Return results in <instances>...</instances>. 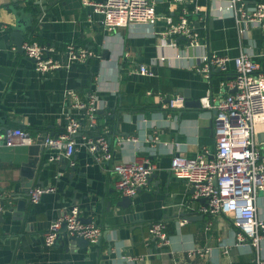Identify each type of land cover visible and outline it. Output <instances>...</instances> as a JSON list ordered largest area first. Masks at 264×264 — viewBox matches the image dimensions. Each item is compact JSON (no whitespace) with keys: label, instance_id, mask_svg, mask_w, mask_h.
<instances>
[{"label":"crops","instance_id":"0c3cea01","mask_svg":"<svg viewBox=\"0 0 264 264\" xmlns=\"http://www.w3.org/2000/svg\"><path fill=\"white\" fill-rule=\"evenodd\" d=\"M225 4L187 0L189 19L203 44L186 48L183 37L164 33L165 16L176 19L179 14L168 1L156 0L154 22L130 20L109 29L105 17L82 0H0V129L20 127L36 139L58 135L67 124L66 90H75L83 100L90 93L98 98L97 123L84 121L72 157L52 161L53 150L45 148L36 169L22 175L29 145L0 146V194L5 198L0 264H128L124 254L142 256L143 264H256L254 247L237 242L231 218L202 212L205 201L170 170L174 154L214 152V110L203 107L201 97L210 93L217 99L234 90L230 86L234 59L243 48L253 53L264 71V32L249 22L239 23ZM9 5L34 14L25 41L55 44L59 49L54 55L63 61L70 41L92 54L86 62L50 72L36 70L12 35L15 14ZM206 51L228 55V68L215 69L210 78L197 72L199 57ZM141 65L151 67L155 75L141 73ZM179 95L186 105L171 107L169 99ZM257 125L264 162V117ZM106 128L113 160L148 159L156 164L148 184L133 198V212L117 204L123 195L115 186L113 160H100L102 151H91L83 142V136L97 138ZM154 135L159 137L156 143L150 138ZM36 185H50L55 191L32 203L29 190ZM19 189H25L24 198L10 195ZM257 199V214L264 217L263 191ZM73 203L80 206L84 221L101 228L99 242L80 245L62 226L56 242L46 246L50 223ZM157 220L166 223L168 242L163 244L149 233ZM261 244L264 255V241ZM192 249L200 250L190 254Z\"/></svg>","mask_w":264,"mask_h":264},{"label":"built area","instance_id":"2783aa9c","mask_svg":"<svg viewBox=\"0 0 264 264\" xmlns=\"http://www.w3.org/2000/svg\"><path fill=\"white\" fill-rule=\"evenodd\" d=\"M171 8H178V18L165 16L167 23L164 33L175 34L185 39L186 48L196 47L203 42L198 31L189 19L190 10L187 0H164ZM212 1V0H211ZM230 15L241 22H249L264 32V1L249 4L247 0H223ZM156 0H82L84 5H90L97 13L105 17L109 29L124 25L127 21L146 19L152 22L157 19L155 13ZM196 10H200L197 7ZM243 31V29H242ZM58 47L52 43H41L27 40L23 43L25 54L32 59L36 70L50 72L67 67L72 62H86L92 51L75 41L66 44L67 61L57 58L54 54ZM181 55L182 53H178ZM165 57L162 56L163 60ZM231 58L217 51H206L199 57L196 71L207 78L215 69L226 70ZM235 76L230 82L234 92L215 99L210 93L201 97L203 107L214 110L213 126L216 136L215 150L199 152L194 157L174 154L170 170L176 177L187 181L194 187V195L205 197L201 210L208 214L224 213L231 218L236 226L238 243L247 242L256 251V264H264L261 254L264 241V217L257 214V198L264 191V162L261 161V145L257 141V122L264 117V71L260 69L258 60L253 58L251 51L243 48L234 59ZM139 71L143 74L155 75L151 67L141 65ZM65 97L68 111L66 112V129L58 135H46L43 143L53 152L50 160L61 157H72L77 148V134L82 130L85 120L95 125L98 120V98L90 93L85 100L73 90H66ZM171 107L181 108L186 105L184 96L169 99ZM108 129L101 132L97 138L83 136L84 143L91 151L101 150L100 160L112 161L113 154L107 138ZM156 143L157 135L150 136ZM36 138L26 130L16 127L0 129V146L30 145ZM128 139H136L130 137ZM156 164L148 159L125 160L111 163L115 186L119 193L135 196L141 187L148 184ZM55 191L50 185H36L29 190V200L32 203L40 201L42 195ZM3 199L0 194V212L3 210ZM66 224L70 236H82L90 243H98L102 231L94 222H86L81 217V209L77 203L71 204L58 215L45 232V245L51 246L60 234L63 224ZM150 236L160 244L168 242L166 223L157 220L149 227ZM200 249H192L190 254ZM204 254V251H201ZM128 264H143V257L124 254ZM235 264H245L244 262Z\"/></svg>","mask_w":264,"mask_h":264},{"label":"water","instance_id":"95a60500","mask_svg":"<svg viewBox=\"0 0 264 264\" xmlns=\"http://www.w3.org/2000/svg\"><path fill=\"white\" fill-rule=\"evenodd\" d=\"M7 8H10L13 11V13L15 14V22L12 25V29H13L12 35L15 37V42L17 43L19 49L23 50V43L26 39L25 38V31L33 25V21L35 18L34 14L32 12H27L26 10L14 7L13 5H9ZM234 91H235V89L232 92H234ZM45 136H46V134L41 135L34 143L29 145V148H28L29 149V157H28L27 161L22 163V170H23L22 175L25 174L28 170L32 171L33 168L36 169V167L39 165V156H40L39 153H40V151L42 152L45 148H48L43 143ZM29 177H31L30 174H29ZM32 178H34V177H32ZM192 192H194V187H192ZM10 195L14 198H24L26 195L25 189H21V190L19 189L17 192L12 191L10 193ZM133 198H134V196L123 195L121 200L117 201V204L122 205L123 208H127V209L129 208L133 212L134 211ZM198 199H199V201H205L206 200L205 197H199ZM3 204H5V198H3ZM181 214L185 215V216H190L188 212H184ZM1 219L3 221L5 220L4 217H2ZM63 226L66 227V224L64 223ZM71 238L76 239L77 242L80 243V245L90 243L89 240H87L86 238H84L82 236H79V237L71 236ZM110 249H111V247H110Z\"/></svg>","mask_w":264,"mask_h":264},{"label":"trees","instance_id":"16d2710c","mask_svg":"<svg viewBox=\"0 0 264 264\" xmlns=\"http://www.w3.org/2000/svg\"><path fill=\"white\" fill-rule=\"evenodd\" d=\"M32 32H33V31H32ZM28 39H31V40L33 39V40H35V38H28ZM39 40H40V39H39ZM39 40H38V41H39ZM40 42L43 43L42 41H40Z\"/></svg>","mask_w":264,"mask_h":264}]
</instances>
